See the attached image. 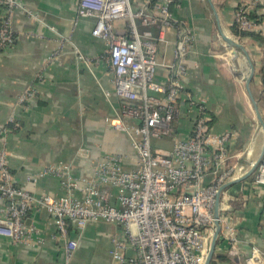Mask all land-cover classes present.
Listing matches in <instances>:
<instances>
[{
  "label": "built area",
  "instance_id": "2783aa9c",
  "mask_svg": "<svg viewBox=\"0 0 264 264\" xmlns=\"http://www.w3.org/2000/svg\"><path fill=\"white\" fill-rule=\"evenodd\" d=\"M175 2L79 0L76 24L80 19L95 20L92 35L102 39L106 49L95 58L76 46L74 52L89 67L104 62L110 68L114 94L120 100L110 127L127 136L132 155L103 154L92 170L80 177L74 175L71 164H52L41 175L59 178L65 195L34 196L16 184L10 168L6 139L17 126L12 114L0 130V195L6 201L0 210L1 237L14 244L41 246V231L28 226L26 219L31 211H46L56 227L54 237L65 242L66 264L71 263L78 247L70 239V229L83 231L100 222L121 227L123 238L112 239L110 252L118 264H205L218 222V246L226 243L229 257H242L245 264H264V244L251 243L246 253L238 227L228 221L233 209L227 204L230 200L223 202L222 198L223 187L235 180V168L228 165L229 146L235 136L233 131L212 133L207 101L188 100L194 116L190 136L175 138L170 149L155 145L156 140L174 135L188 61L198 54L193 30L173 12ZM262 5L264 0H252L237 8L234 25L240 32H258L260 25L251 14ZM0 7L5 10L0 25L1 50L17 40V9L34 23H42L18 0H0ZM119 21L125 22L121 33L115 25ZM141 26L146 31H141ZM152 29H157L156 34ZM170 31L176 32L174 60L161 62L158 49L169 44ZM58 40L63 44L70 36L60 35ZM58 55L56 52L50 60ZM160 68L169 71L166 82L157 79ZM35 94V88L28 87L19 104ZM253 187H264V156L255 168Z\"/></svg>",
  "mask_w": 264,
  "mask_h": 264
},
{
  "label": "crops",
  "instance_id": "0c3cea01",
  "mask_svg": "<svg viewBox=\"0 0 264 264\" xmlns=\"http://www.w3.org/2000/svg\"><path fill=\"white\" fill-rule=\"evenodd\" d=\"M18 1L42 23H34L21 9L14 13L17 40L12 47L0 50V130L13 114L17 126L6 140L16 184L37 197H61L66 190L60 179L41 175L50 165L71 164L74 175L80 177L91 171L103 154L132 155V149L127 136L110 127L120 107L110 68L104 62L89 67L74 52L76 46L91 58L103 55L105 42L92 35L95 20L80 19L76 24L79 0ZM251 1L176 0L173 12L193 30L198 54L188 61L174 135L155 141L157 147L170 149L175 138L190 136L194 116L188 100L205 99L213 119L212 133L234 132L228 165L235 168V180L247 176L264 156V5L257 13L262 20L257 32L260 38L240 37L233 28L237 8ZM4 11L0 7V25ZM115 25L119 33L124 32V21ZM140 29L146 31L144 26ZM152 31L156 34L157 29ZM60 35L70 36V40L61 44ZM167 39L168 45L159 46L158 58L172 63L176 32L170 31ZM56 52L57 58L50 60ZM241 55L247 64L240 62ZM249 61L254 67L250 84ZM168 75V70L160 68L157 79L166 82ZM28 87L35 88V96L19 104ZM253 179L254 172L228 187L222 198L223 202L230 200L227 204L233 210L228 221L238 227L246 253L251 243L264 244V187L255 189ZM5 205L0 195V210ZM26 223L41 231L44 244L28 247L0 236V264H66L65 242L54 237L51 215L31 211ZM113 238H123L121 227L115 224L100 222L83 231L71 228L70 239L78 247L70 264H118L110 253ZM216 255L223 258L212 264H245L242 257H229L226 243L220 242Z\"/></svg>",
  "mask_w": 264,
  "mask_h": 264
},
{
  "label": "water",
  "instance_id": "95a60500",
  "mask_svg": "<svg viewBox=\"0 0 264 264\" xmlns=\"http://www.w3.org/2000/svg\"><path fill=\"white\" fill-rule=\"evenodd\" d=\"M249 67L251 68V71H250V74H249V76H248V78H247V82L250 84L251 81H252L253 78H254V67H253V65H252V63H251L250 61H249ZM261 159H262V158H261ZM259 162H260V160H259ZM259 162H257V163L255 164V166L252 168L251 172H250L247 176L253 174V172L255 171V168H256V166H257V164H258ZM247 176H245L244 178H241V179H239V180H234V181H232V182L226 184V185L223 187V190H226L228 187H230V186H232V185H234V184H236V183L242 182L243 180H245V178H247ZM218 203H219V198H218V200H217V204H218ZM112 205H113V206L115 205V199H114ZM220 233H221V226H220V224L217 222V230H216V232H215V234H214V236H213V239H212V242H211V245H210V250H209V252H208V255H207V258H206L205 264H212V262H213V259H214L215 255H216V250H217V247H218V243H219ZM131 255H132V253L129 252V253H128V256H131Z\"/></svg>",
  "mask_w": 264,
  "mask_h": 264
},
{
  "label": "trees",
  "instance_id": "16d2710c",
  "mask_svg": "<svg viewBox=\"0 0 264 264\" xmlns=\"http://www.w3.org/2000/svg\"><path fill=\"white\" fill-rule=\"evenodd\" d=\"M260 7V6H259ZM259 7L256 8V10L251 14V19H253L257 24L260 25L261 23V14H257L259 13ZM234 31L236 33V35L240 36V37H248V36H253V37H257L260 38L259 33L256 32H252V33H244V32H240V30L237 28L236 25H234ZM1 50V49H0ZM209 115V113H208ZM212 123H213V119L210 117V121L208 122V126L211 129L212 127ZM219 258H223L221 256L215 255L214 259H213V263H215V260L219 259Z\"/></svg>",
  "mask_w": 264,
  "mask_h": 264
},
{
  "label": "rangeland",
  "instance_id": "374dc122",
  "mask_svg": "<svg viewBox=\"0 0 264 264\" xmlns=\"http://www.w3.org/2000/svg\"><path fill=\"white\" fill-rule=\"evenodd\" d=\"M216 56L218 57V58H221V57H224L225 58V56L224 55H222V54H216ZM228 57V56H227ZM242 61V63L243 62H245L246 64H247V58L245 57V56H240V62ZM245 63H243V64H245ZM246 67V66H245ZM244 68V67H243ZM248 72V70L246 69H244L243 71H242V73H247Z\"/></svg>",
  "mask_w": 264,
  "mask_h": 264
},
{
  "label": "bare ground",
  "instance_id": "6f19581e",
  "mask_svg": "<svg viewBox=\"0 0 264 264\" xmlns=\"http://www.w3.org/2000/svg\"><path fill=\"white\" fill-rule=\"evenodd\" d=\"M262 127V126H261Z\"/></svg>",
  "mask_w": 264,
  "mask_h": 264
}]
</instances>
